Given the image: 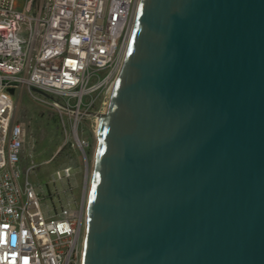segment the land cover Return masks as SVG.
<instances>
[{
	"label": "water",
	"instance_id": "water-1",
	"mask_svg": "<svg viewBox=\"0 0 264 264\" xmlns=\"http://www.w3.org/2000/svg\"><path fill=\"white\" fill-rule=\"evenodd\" d=\"M89 115L81 264H264V0H138Z\"/></svg>",
	"mask_w": 264,
	"mask_h": 264
},
{
	"label": "built area",
	"instance_id": "built-area-1",
	"mask_svg": "<svg viewBox=\"0 0 264 264\" xmlns=\"http://www.w3.org/2000/svg\"><path fill=\"white\" fill-rule=\"evenodd\" d=\"M137 3L0 0V264H81L85 198L56 210L41 206L40 189L27 179L31 167L21 166L30 154L25 129L13 119V95L25 88L51 107L84 153L80 124L106 107Z\"/></svg>",
	"mask_w": 264,
	"mask_h": 264
},
{
	"label": "rangeland",
	"instance_id": "rangeland-1",
	"mask_svg": "<svg viewBox=\"0 0 264 264\" xmlns=\"http://www.w3.org/2000/svg\"><path fill=\"white\" fill-rule=\"evenodd\" d=\"M13 119L22 124L27 135L26 153L30 156L22 160L21 166L23 170L31 167L27 179L40 189L41 206L56 210L60 205L77 203L82 196L86 198L96 119L86 117L80 124L78 135L88 141L84 153L64 133L57 113L33 100L25 88L13 95Z\"/></svg>",
	"mask_w": 264,
	"mask_h": 264
},
{
	"label": "bare ground",
	"instance_id": "bare-ground-1",
	"mask_svg": "<svg viewBox=\"0 0 264 264\" xmlns=\"http://www.w3.org/2000/svg\"><path fill=\"white\" fill-rule=\"evenodd\" d=\"M122 60H123V56H115V69H120ZM115 77L116 76H113V81H114ZM113 81H110V90H111ZM109 93H110V91H109ZM97 121H98V117H96V122ZM85 200H86V198H85ZM82 243H83V233H82V236H81V239H80V247H82Z\"/></svg>",
	"mask_w": 264,
	"mask_h": 264
}]
</instances>
